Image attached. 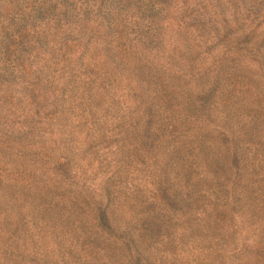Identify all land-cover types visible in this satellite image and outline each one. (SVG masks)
Segmentation results:
<instances>
[{"label":"rangeland","instance_id":"obj_1","mask_svg":"<svg viewBox=\"0 0 264 264\" xmlns=\"http://www.w3.org/2000/svg\"><path fill=\"white\" fill-rule=\"evenodd\" d=\"M263 80L264 0H0V264H122L121 227L93 220L117 169L107 203L158 215L142 264H264V211L244 197L211 234L201 210L216 192L189 204L152 190L163 154L140 142L167 106L158 95L176 98L166 120L209 88V120L191 128L218 133L223 100L241 98L247 124ZM249 177L238 190L264 192V177Z\"/></svg>","mask_w":264,"mask_h":264},{"label":"trees","instance_id":"obj_2","mask_svg":"<svg viewBox=\"0 0 264 264\" xmlns=\"http://www.w3.org/2000/svg\"><path fill=\"white\" fill-rule=\"evenodd\" d=\"M255 87V94L250 92V88L246 89L250 92L248 98L252 97L250 106L253 107L250 109L252 113L247 124H239V121L243 122L242 116L240 119L235 118L240 114L242 99L238 98L231 102L232 99L226 98L222 102L226 113L221 131L215 133L206 127L199 130L191 128L192 124L204 123L201 120L203 118L201 112L207 113L209 120L211 115L209 111H213L214 107L211 105L214 100L213 93L209 88L202 89L201 96L184 99L182 105L178 107L179 110L169 112L164 120L163 114L170 109V101L172 103L176 99L173 96L174 92L170 90L172 98H168V94L158 95L159 108L167 104L163 113L148 114L150 116L140 132V142L145 148L149 150L161 146L159 153L163 154L159 166L155 167L156 173L148 181L152 190L187 192L189 204L193 203V196L197 192L203 190L216 192L213 201L207 203L208 209L201 210L205 221L214 222L209 227L202 225L207 231L213 230L211 233L213 235L221 233L215 224L216 222L221 225L222 217L218 212L227 211L231 214L244 197L251 199L249 210L251 213L264 211V192L238 190L239 184L245 178L252 180L250 175L264 177V80L258 82ZM157 116H160V119L154 121ZM120 164L128 165L127 161H122ZM116 173L118 174L114 173L100 188L106 196V202L98 204L93 220L96 226L108 233L114 228L121 227L120 239L126 253L122 264H142L147 260L145 256L146 242L149 240L147 236H152L160 228L158 215L142 201L133 212L125 213L116 211L107 203L112 192H119L115 187L122 184L120 176L122 171L117 169ZM55 189L67 192L62 184ZM45 192H52V189ZM131 192H142V190L133 188ZM197 228L202 230L200 227ZM262 234H264L263 230Z\"/></svg>","mask_w":264,"mask_h":264}]
</instances>
